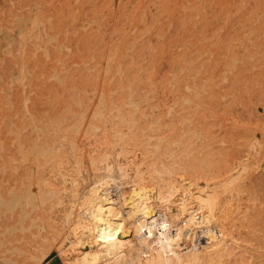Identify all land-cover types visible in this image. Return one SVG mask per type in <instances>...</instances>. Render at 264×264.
<instances>
[{
  "label": "bare ground",
  "instance_id": "6f19581e",
  "mask_svg": "<svg viewBox=\"0 0 264 264\" xmlns=\"http://www.w3.org/2000/svg\"><path fill=\"white\" fill-rule=\"evenodd\" d=\"M98 1L88 0L86 21L76 18L91 26L83 54L92 68L85 88L90 97L57 99L45 119L29 120L37 129L14 130L10 165L0 172V222L11 227L7 239L0 230V264H264V203L253 189L254 175L264 168L256 162L264 156V121L248 119L250 149L233 162L223 126L205 122L204 110L222 82L250 92L236 82L251 55L232 53L234 31L227 39L208 34L212 13L206 4L190 8L179 20L171 18V28L176 22L180 31L199 25V45H182L168 57L165 89L161 50H154L169 34L180 43L179 32L166 35L161 25L172 16L174 1L106 0L102 13ZM133 1L141 4L137 13ZM226 21L237 22L233 16ZM21 22L23 31L2 32V47L45 33L36 19ZM209 37L227 59L220 74ZM113 78L116 84L109 86ZM65 80L60 83L68 88ZM77 113L73 124L66 122Z\"/></svg>",
  "mask_w": 264,
  "mask_h": 264
},
{
  "label": "rangeland",
  "instance_id": "374dc122",
  "mask_svg": "<svg viewBox=\"0 0 264 264\" xmlns=\"http://www.w3.org/2000/svg\"><path fill=\"white\" fill-rule=\"evenodd\" d=\"M173 1L174 4H176L175 7L174 4L172 5L174 15L172 11V16L170 15L164 18L161 25L167 27L166 35L169 34V31L170 33L174 31L173 34L179 32L177 38L180 40V43L177 44L172 34H169V38L167 36L165 37V40L168 39L169 41L167 40V42H164L163 40L161 45L158 46H156L157 41L154 40L153 36L150 39V43L156 46L154 51H163L162 55L166 58L162 57L161 51L159 52L160 55L159 53L157 55V58L159 57L158 60L162 58V61L160 60V64L162 65L159 69V73L162 75L160 76L159 74V79L164 82L165 89L169 84L166 73L168 63L170 62L169 58L171 57L172 60L176 50L182 45L191 47L199 45V42L196 40L199 25L188 26L187 28H183L181 32L178 22H176L174 24L176 27H174V29L171 28L173 25L171 18L175 16V21L179 20L183 17L185 11L187 12L190 8H196L199 5L206 4L209 12L212 13V18L205 24L206 30L210 31L208 34L220 32L224 34V36H222L223 39H227L231 34L230 32L234 31L237 39L234 41L235 47L232 53L238 56L251 55L252 57L250 59L248 58V62H243L239 67L241 68L237 75L239 76V81L236 82L239 86L247 84L250 88V92L246 95L243 94V92H240V94L233 91V86H226V84L222 82L215 87V91L218 90L219 92L217 91V93L213 94V98L204 107L205 113L208 114L205 122L216 120L217 125H220V127L223 126L221 127L223 131L222 134L225 136L223 138L226 139L224 144L226 146L228 145V151L230 152L229 154L232 161L237 162L240 160V156L241 159H244L247 155L246 153H248L250 149L245 137L247 126H250L251 121L252 124L264 121V0ZM196 1L197 3H195ZM87 2L88 0H0V38L3 31L10 36L14 34L13 31L16 33L23 31L24 26L21 22L23 19H26V21L33 19L38 20L45 31L42 35H39L37 32L33 33V35L29 34L23 41L18 38L14 39L8 47H2L0 45V172L4 168H9V151L14 142V130L24 131L23 126L26 125L27 132H31L33 127L28 124L29 120L34 118L37 123V120H41L42 118L45 119L46 116L54 112L52 108L54 103L52 102L57 99L69 101L71 97L78 95H82L85 98L90 97V94L85 92V88L87 90L89 85H91L87 80V75L90 71H88L89 68L86 67L87 63L83 61L85 58L83 54L85 47L91 42L88 36L91 26H84V24H81L79 20L76 19L79 18L86 21ZM132 3L131 8L133 12H139L141 4L139 5V3L134 1ZM107 5L108 3L106 0H101L97 2L95 8L100 9L99 13H102L101 9L107 7ZM184 6L187 8L185 9ZM118 8V5L111 6L112 10H118ZM252 15L258 16V18L256 20L254 19L255 16L251 18ZM228 16H233L237 22L230 21V23L226 21V17ZM169 17L170 20L168 19ZM166 22L167 25H164ZM233 25H235V28ZM221 26H223L222 29H220ZM136 30V27H134L130 34H135ZM244 30H248V34L252 39H245L246 33ZM225 31H227V34ZM111 41L115 42L113 39H111ZM205 41L206 45L212 49L211 55H215L214 59L217 60L216 68L218 70L216 74H220L223 68L226 67L227 59L225 56L219 54L217 46L212 44L210 37ZM75 49H78V51ZM164 49L167 51H164ZM234 49H236L237 52H234ZM260 49L261 51H258ZM169 53L171 56H169ZM167 59L168 61L166 62ZM206 62L210 63L212 61L208 60ZM89 70H92V68ZM162 70L165 71L166 76H164L165 73H162ZM231 75L232 72H229L230 78L228 77V79H230V82L232 81ZM219 76L220 75L217 77L218 79L220 78ZM65 77V83L68 88H64L60 83V79ZM226 82L228 83L229 80ZM115 84V78L109 81V86ZM212 105H214L215 108ZM64 111L65 109H62L60 112ZM77 115L78 113L74 117H70L66 122L73 124L71 121L74 120ZM238 117L239 119H237ZM257 118H259V120ZM211 122L207 123L210 124ZM33 129L37 128L35 127ZM256 130L258 131L259 129L257 128ZM259 133L264 138V132L259 131ZM90 136L95 135L91 134ZM97 139H99V142L103 141V138ZM233 156L235 159H233ZM255 157V155H250V159L252 158V160H254ZM259 159L262 160L259 161ZM256 162L264 166V156H257ZM254 178L256 186L255 188L253 186V189L255 191L258 190L254 192L256 195H259L255 197L260 201L262 200L264 203V168L255 174ZM260 222L263 223V225L260 223L262 227L259 224L257 227H261L259 229L263 230L264 221L260 220ZM10 228L11 227L4 226L3 221L0 222V230H4L1 236L2 239H7L10 236ZM17 232L19 233V230H17Z\"/></svg>",
  "mask_w": 264,
  "mask_h": 264
}]
</instances>
